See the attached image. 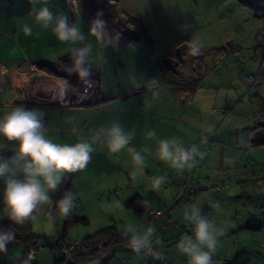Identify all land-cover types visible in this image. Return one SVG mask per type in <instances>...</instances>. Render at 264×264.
I'll return each instance as SVG.
<instances>
[{
  "label": "crops",
  "instance_id": "obj_1",
  "mask_svg": "<svg viewBox=\"0 0 264 264\" xmlns=\"http://www.w3.org/2000/svg\"><path fill=\"white\" fill-rule=\"evenodd\" d=\"M17 2V0L0 2V115L18 105L43 109L46 113L48 135L58 143L69 144L80 140L92 142L98 130L110 127L113 123H119L126 131L134 130V138L130 146L137 150L147 147L152 152L151 155L146 154V167L134 180L132 173L135 169L126 149L113 154L109 152L105 143H93L95 150L87 166L66 175L64 192L56 196L51 194L55 211L50 213L48 207L45 206L34 213V218L28 221L30 232L33 236H44L39 232L45 230H50L45 235L92 236L101 228L112 225L96 227L97 229H91L89 225L84 226V224L91 223L92 213L89 206L96 209L102 207L99 209L101 215L104 216L103 219L114 223L118 206L120 223L113 227L117 233L122 234V238L111 250L107 258L109 264H114L109 260L120 251L127 254L134 253L128 246L124 234L125 225L130 221L143 227L151 226L156 229L154 254L146 259L148 262L145 264H186L187 257H183L184 255L176 249L177 241L188 232V225L183 219V209L192 204H198L202 211L209 203L213 192L205 191L204 188L210 185V182L217 180H214V177L211 178L210 175L211 159L227 151L222 147L221 141H217V138L225 137L223 134H218L222 123L213 133L218 116L215 115L213 122L205 125H202V120H198L206 112L207 102H195V100L197 96L205 93L206 87L194 88L198 86L195 85L196 79L189 78L191 76L187 74L186 77L179 75L180 61L177 62L168 54L155 53L151 39L140 37L137 30L126 24L123 27L125 30L122 29V31L127 33V40H121L122 42L118 44L125 45V49L131 53L121 56H115V53H112L110 59L107 60L104 57L102 69L96 72L94 67L93 70L92 75H100L101 78L100 87L103 97L101 108L67 107L55 104L51 92H47L46 86L42 87L39 84H50L46 81L50 78L51 81L53 79L52 82H56L64 74H68L64 70L63 60L70 55L69 49L57 39L51 27L44 28L37 24L33 16L29 14L30 10L33 7L38 10L40 7L47 6L54 15H66L70 23L89 30L90 24L85 22L88 18V6L85 10L86 15L83 16L79 13V5L71 7L66 0H48L44 5L31 3L18 5ZM25 24L31 27V35L24 33ZM262 32H264V27L258 34ZM91 38L95 42L96 50L94 51L99 55L100 42L95 37ZM147 44L151 45L150 49ZM256 49L257 47L252 58L243 64V69H240L237 75L231 76L228 69L219 70L214 73L208 88H211L209 85L213 84L217 90L225 84L235 85L240 81H244L250 88L247 76L254 75L257 76V81L253 87L259 85L258 92H256L257 99L260 102L264 101V89L259 90L261 86L259 78H264V63H262L264 61L259 62L256 57L254 58ZM222 56L218 57L219 61L222 58L228 59L229 67L232 69L238 67V63L231 62L229 52ZM106 60H110L109 63ZM169 60L170 63L167 62ZM117 61L120 62L117 64ZM55 62L61 66L57 67L58 75L49 74L39 68L40 63L53 64ZM105 64H107L106 68ZM160 69L163 73L159 72ZM152 78L159 82L156 89L146 85V80ZM137 84L140 86L137 87ZM155 92L159 95H154ZM238 92L241 93L239 90ZM235 93L236 96L239 95L237 91ZM220 99H223V106L227 107L237 98L225 93V96ZM256 115H258L257 120L264 121V117H261L259 112ZM197 124L201 128L207 127L204 131L211 138L210 141L207 135L202 138L203 134L200 135L197 131ZM73 128L76 132L72 131ZM151 130L156 132V136L149 139L147 132ZM173 136L182 140L185 146L197 145L201 152L206 153L205 157L202 160L198 159L194 167L186 168L182 172L168 167L157 159L154 153L159 139ZM206 139L210 144L205 143ZM216 145L218 152H214ZM12 147L6 143H0V156L5 158L11 156ZM155 175H165L168 178L167 183L158 192L149 191L147 188L149 177ZM189 183L196 188L195 201L191 204L185 203L182 199ZM2 189L3 181H0V191ZM66 191L74 193L75 200L71 212L63 215L59 212L55 202L59 201ZM143 200L151 201L152 207L150 209L143 207L141 205ZM76 207L81 208L79 212ZM161 209H166V212L155 219L149 218V210ZM41 213L47 214L50 218L43 216L42 224L39 226V223L34 220ZM76 218H86V221L80 219L77 221ZM148 220L154 221L150 223ZM21 243L24 245V242ZM50 256V253L46 254L48 259ZM222 256L221 254L214 256L217 258L215 264L230 260L225 255ZM232 257L234 255L229 258L232 259ZM6 260L5 262L0 258V264L17 262ZM40 260L35 256L33 264Z\"/></svg>",
  "mask_w": 264,
  "mask_h": 264
},
{
  "label": "rangeland",
  "instance_id": "obj_2",
  "mask_svg": "<svg viewBox=\"0 0 264 264\" xmlns=\"http://www.w3.org/2000/svg\"><path fill=\"white\" fill-rule=\"evenodd\" d=\"M17 1L18 5L30 3L29 0ZM47 2L48 0L46 3L45 0H40V3L35 5H44ZM86 6L84 0H79V13L83 16L86 15ZM115 7L121 8L123 14L127 15L126 17H140L145 25L148 38L153 43L154 52L168 54L177 62L180 61L179 75L186 77L187 74L191 76L189 78L196 79L195 85L198 86L194 88L206 87L205 93L202 96H197L195 100V102H207L206 112L198 119L203 121L202 125L213 122L215 115L218 116L217 124L213 130L215 133V129L219 128L222 123L218 134H223L225 137L217 138V141H221L222 147L226 148L227 151L223 154L219 153L217 157L214 156L211 159L210 175L211 178L214 177V180H217L210 182V185L204 188L205 191H212L213 195L209 199V203L202 209L203 214L223 229V235L219 238L214 256L221 254L222 257L225 255L228 257L227 259H231L229 257L235 256L237 252L241 251L247 255L248 264H264V131H262L264 130V125H262L264 121L257 120L258 115H256L259 112L261 117H264L262 116L264 114V101L260 102L257 99L256 92H258L259 85L248 88L244 81H240L235 85L225 84L224 87L222 86L217 90L213 84H210L211 88H208L214 73L228 69L231 76L237 75L238 71L243 69V63L238 60V57H243L244 62L252 58L258 44L257 41L260 40L261 42L264 39V32L258 34L264 27V9L257 7L248 0H118L115 2ZM91 21L88 11V18L85 19V22L90 24ZM185 24L189 25L187 31H184L182 27ZM82 30L85 33L88 32V29L83 28ZM121 34L122 39H119L118 42H122L125 37L127 38V33L122 31ZM193 35L199 37L200 51L197 55L191 54ZM126 38L124 41L127 40ZM89 41L93 43L94 47L95 42L91 36ZM150 44H147L149 49L151 48ZM100 45L99 55L94 51L93 70L95 67L96 72L102 69L104 57L108 60L112 53H115V56L131 53L125 49V45L117 44L116 47L112 48L110 46L105 47L102 43ZM234 48H237L238 51L231 52ZM94 50L96 49L94 48ZM227 52L231 55V62L238 63V67L234 69L229 67L228 59L218 60V57H223L222 54ZM107 60L106 62L109 63L110 60ZM167 62L170 63V60ZM106 66L107 64H105V68ZM64 75L68 76L67 74ZM46 81L50 84L40 83L39 86H46L45 90L52 92L58 81L52 82L53 79L51 81V78ZM180 81H182L181 78ZM259 81L261 82L259 90H262L264 89V78L260 77ZM238 90L241 91L240 94ZM236 91L238 96L235 95ZM215 92L217 93L215 94ZM225 93H228L230 97L237 98L227 107L223 106V99H220V97L225 96ZM204 129L207 127L201 128L197 124L199 134L207 135V139L210 141L211 138ZM217 150L216 145L214 152H218ZM218 184L220 185L219 192L215 189ZM217 204L219 207L215 206ZM47 207L50 213L55 211L53 204ZM80 207H76L77 212L80 211ZM89 207L92 213L91 223L84 224V226L89 225L91 229H94L105 225H119L118 206L116 207L115 223L103 219L104 216L101 215L99 209L102 207L97 209L92 206ZM161 210L166 212V209ZM43 216L48 215L41 213L37 215L34 222L39 223L40 226ZM48 218L50 217L48 216ZM2 220L5 222L6 219ZM148 221L152 223L154 220ZM250 221H258L262 227L259 230L249 229L246 225ZM49 231H40L39 233H43L44 236L37 237L45 239L47 236L45 234ZM187 231L190 234L189 227ZM21 242L17 241L10 244V247L0 254V258L5 262L6 259L8 262L21 260L25 253L24 245ZM51 251L53 250L50 248L36 250V258L41 260L35 264H56L57 255L54 251L52 254ZM48 252L51 255L49 259L46 257ZM152 256L137 255L135 252L127 254L120 251L113 255L109 262L113 261L114 264H145L148 262L146 259ZM216 259L214 257V264L217 262ZM57 264H65V260H58ZM107 264L109 263L107 262Z\"/></svg>",
  "mask_w": 264,
  "mask_h": 264
},
{
  "label": "clouds",
  "instance_id": "obj_3",
  "mask_svg": "<svg viewBox=\"0 0 264 264\" xmlns=\"http://www.w3.org/2000/svg\"><path fill=\"white\" fill-rule=\"evenodd\" d=\"M30 3L35 5L40 3V0H30ZM29 14L41 27H51L57 39L68 46L70 64L64 66L68 75H75L78 84L85 88L93 87L95 53L89 37H95L105 47H116L120 38L118 33L113 36L108 30L107 22L102 18L103 13L96 14L87 33L81 26L70 23L66 15H54L47 6L38 10L33 7ZM182 27L187 31L189 25L185 24ZM23 31L26 35L32 34V29L27 24L23 26ZM191 44V54L197 55L200 51L199 37L193 35ZM158 83L155 78L146 80V85L153 89L158 88ZM139 86L137 84V87ZM51 94L55 100L63 103L71 96H79L82 93L80 87L62 78ZM154 95L158 96L159 93L155 92ZM54 103L57 104L55 101ZM45 116L43 109L28 108L24 105H18L0 115V143L13 146L11 156L7 158L0 156V181H3V189L0 191V219H7L13 224H25L34 218V213L38 210L54 203L51 194L59 189L66 175L87 166L95 150L93 143H105L109 152L113 154L126 149L135 169L132 173L134 180L146 167V154H152L147 147L137 150L130 146L134 130L126 131L119 123L98 130L92 142L80 140L72 144L58 143L48 135ZM72 131L76 132V129L73 128ZM155 136L154 130L147 132V138L152 139ZM154 155L168 167L182 172L186 168L194 167L198 159L202 160L206 153L201 152L197 145L185 146L182 140L173 136L159 139ZM167 179L165 175L149 177L148 190L158 192L167 183ZM74 200L75 194L66 191L55 204L61 214L68 215L73 208ZM141 205L149 209L152 207L149 200L141 201ZM215 206L219 207L218 204ZM183 219L190 229V234L185 233L180 237L176 249L187 257L186 264H213V256L218 247L219 237L223 235V229L203 214L198 204L185 207ZM155 232L154 227H143L131 221L124 228L127 244L137 255L154 254ZM14 239L15 232L0 230V252L6 251L8 243ZM33 262L34 260L28 263Z\"/></svg>",
  "mask_w": 264,
  "mask_h": 264
},
{
  "label": "built area",
  "instance_id": "obj_4",
  "mask_svg": "<svg viewBox=\"0 0 264 264\" xmlns=\"http://www.w3.org/2000/svg\"><path fill=\"white\" fill-rule=\"evenodd\" d=\"M251 1L254 5L259 8L264 9V0H248ZM68 5L71 7H75L77 5V0H66ZM232 51H238L237 48H234ZM257 58L259 61L264 58V39L261 40L258 49L256 51ZM237 56V54H234ZM239 61H244L243 57H238ZM160 73H163V70H159ZM62 78L67 77H60L58 80V84L60 83ZM255 78L253 76H248L249 83L254 82ZM92 81L94 86L90 88H85L78 84L76 80L75 84L80 87L81 95L79 96H71L69 99L65 100L63 103L55 100L51 94L52 99L61 106H89V105H96V108H101V89H100V76L93 75ZM52 93V92H51ZM216 111H218L216 109ZM47 121V120H46ZM205 135H202V138H205ZM92 158V155H91ZM90 158V160H91ZM89 160V161H90ZM215 189L217 192L220 191V185H216ZM195 193L196 188L193 184L189 183L186 186L185 193L182 197L183 201L187 204H191L195 201ZM163 212L161 210H149V218L155 219L162 215ZM0 230H10L15 232V239L8 243L7 248L10 247V244L19 240L20 236H24L25 234L19 233L16 229L9 227L7 224L0 219ZM108 238L104 236H97L94 238H83V237H73L64 234H56V235H47L45 239L38 238L27 247L25 251V257L27 262H32L34 260L35 251L42 249V248H50L53 250L57 255H60L64 260L71 259L75 262V264H81L86 262L90 259L99 257L101 254L108 253L112 244L107 245ZM95 254L93 256L88 257L86 260L81 258L89 256L90 254ZM89 254V255H88Z\"/></svg>",
  "mask_w": 264,
  "mask_h": 264
},
{
  "label": "trees",
  "instance_id": "obj_5",
  "mask_svg": "<svg viewBox=\"0 0 264 264\" xmlns=\"http://www.w3.org/2000/svg\"><path fill=\"white\" fill-rule=\"evenodd\" d=\"M116 1H118V0H84V3H86V5L88 6V11L90 12V17L92 20L96 17V14L98 12L103 13L102 18L107 22L108 30L111 32V34L113 36L116 33H118L119 37H120L119 39H122V34H121L122 29H124L123 27L126 24H129L135 30L138 31L140 37L148 39L146 28H145V25L142 23L141 18L137 17V16L126 17L127 15L125 16L123 14V11L121 10V8L115 7ZM77 5H79V0H77ZM124 30H123V32H124ZM125 38H123V40ZM257 43H258L257 44V47H258L260 40H258ZM242 63L244 64V62H242ZM68 64H70L69 55L63 60L64 66L68 65ZM58 66L61 67L58 62H55L53 64H49V63H40L39 64L40 69H42V70H44L47 73L52 74V75H58L57 71H56ZM248 76H253L255 78L254 82L250 83L251 86H254L256 84V81H257V76H254V75H248ZM248 76H247V79H248ZM62 77H67L68 80H70L73 84H75V82L77 80V77L75 75H71L70 78H69V75L68 76L63 75ZM100 89H101V87H100ZM101 95H102V93H101ZM102 100H103V97H102ZM101 103H102V101H101ZM89 106L95 107L96 105H89ZM69 107H79V106H69ZM64 190H65V180L62 182L59 189L56 192L52 193V196H56L58 193L59 194L63 193ZM79 219L82 221H86V218H76L77 221H79ZM4 223L7 224L9 227L16 229L19 233L25 234L24 236L22 235L19 237V241L24 242L25 251H26L27 247L32 243V241L39 238L37 236L32 235V233L29 230L28 222H26L23 225H17V224L11 223L9 220L6 219ZM246 227L249 229H252V230H259L262 227V224L258 221H250L247 223ZM97 236H104V237L108 238L109 241L107 242V245L112 244L109 252L107 253L108 257L110 255L111 250L113 249L114 245L117 242H119L120 238H122V234L117 233L113 226H107V227L101 228L94 235L85 236L83 238H94ZM93 255H95V254L94 253L90 254L89 256L83 257L81 259L86 260L88 257L93 256ZM55 262L57 264V262H58L57 258H55ZM1 264H11V263H1ZM13 264H29V263L25 260V255H24L21 260L14 262ZM30 264H33V263H30ZM105 264H107V259H106ZM220 264H248V257L245 253L239 251L235 254V256L232 259L226 260L225 262L220 263Z\"/></svg>",
  "mask_w": 264,
  "mask_h": 264
},
{
  "label": "water",
  "instance_id": "obj_6",
  "mask_svg": "<svg viewBox=\"0 0 264 264\" xmlns=\"http://www.w3.org/2000/svg\"><path fill=\"white\" fill-rule=\"evenodd\" d=\"M107 258H108V254L104 253V254H101L99 257H96L94 259L88 260V261H86L84 263H81V264H105ZM57 259L61 260L62 257L61 256H57ZM65 264H75V262L73 260H71V259H67L65 261Z\"/></svg>",
  "mask_w": 264,
  "mask_h": 264
}]
</instances>
